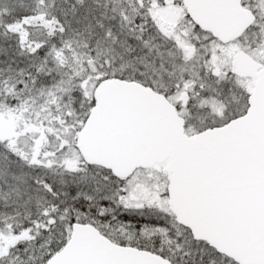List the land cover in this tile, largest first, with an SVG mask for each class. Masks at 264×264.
<instances>
[{"label": "snow or ice", "instance_id": "snow-or-ice-1", "mask_svg": "<svg viewBox=\"0 0 264 264\" xmlns=\"http://www.w3.org/2000/svg\"><path fill=\"white\" fill-rule=\"evenodd\" d=\"M0 264H264V0H0Z\"/></svg>", "mask_w": 264, "mask_h": 264}]
</instances>
